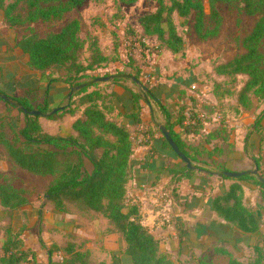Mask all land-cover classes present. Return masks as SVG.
I'll use <instances>...</instances> for the list:
<instances>
[{
	"label": "trees",
	"instance_id": "16d2710c",
	"mask_svg": "<svg viewBox=\"0 0 264 264\" xmlns=\"http://www.w3.org/2000/svg\"><path fill=\"white\" fill-rule=\"evenodd\" d=\"M82 1L0 0V11L8 26L13 28L39 20L61 19ZM118 1L123 4L137 2ZM219 3L235 6L246 16L254 17V22L250 30L238 40L241 52L214 67L216 75L231 77L233 84L238 76H242L243 81L237 87L221 84L216 80L213 95L216 101L232 99L235 109L258 108L264 101V0H208L209 25H206L204 6L200 0H168V3L165 0H156V9L142 14L138 19L140 37L153 39L155 43L152 48L156 53L165 50L176 54L182 50L184 39L176 30L174 15L179 19L193 17L195 34L200 39L212 38L218 34L221 24V16L216 8ZM79 32V21L73 18L67 20L58 31L48 32L44 36L28 31L16 43L26 53L30 68L40 72L60 68L64 70L62 81L69 89H73L72 98L68 99L67 105L57 113L48 114L47 118H55V115L63 113L73 117L78 109L81 112L70 124L72 133L64 136L52 135L44 131L38 121L39 110L36 115L28 112L33 110L32 99L28 98L31 92L21 96L1 95L0 101L7 107H14L23 113V123L19 128H15L4 115L1 116L3 120L0 123V147L12 167L33 175L51 176L45 195L54 210L65 212L72 205L81 212H93L103 216L124 241V253L130 258L131 264H175L169 253L161 249L159 240L142 223L138 205L127 200V185L132 178L131 157L137 145L138 128L147 127L141 117V108L143 103L152 99L158 105L164 117V126L177 148L191 162L208 167L205 168L208 173L215 169L219 177L231 180L228 188L211 200V207L217 216L244 235L260 231V215L255 207L245 205L242 189L243 181L253 179L252 184L258 188L259 196L264 201V185L260 181L264 177L261 175L258 160L254 158L259 176L251 178L248 171L237 178H228L223 174V171H229L226 159L230 158L229 152L232 151L230 129L222 125L207 133L202 144L186 143L180 134L196 135L203 128L199 111L193 108L190 115L192 123H184L182 107L177 118L172 119L168 108L159 104L152 90L143 85L140 66L132 57L124 63L123 69L116 74L107 75L110 83L120 85L129 95V108L124 113L116 114L114 96L106 91L110 100L105 101L102 90L97 87L98 76L90 74L104 65L107 58L101 54L93 40L89 44V60L82 62L80 53L84 41ZM85 77L89 79L81 80ZM127 80L135 88L127 86ZM108 81L105 83L109 84ZM76 86L80 88L75 90ZM76 97L77 104L73 105L72 101ZM215 105L202 104L200 110L206 109L207 114H210ZM258 115L260 118L255 120L253 131L263 139L264 127L261 122L264 120V108L258 112L257 117ZM142 135L148 139L152 136L149 127L142 131ZM162 140L165 147L171 150L165 139ZM24 144L50 148L28 151ZM227 152L229 156L226 155ZM84 160L90 164V170L84 169ZM165 168L170 175L166 188L169 195L176 197L175 185L182 178H190L193 168H187L179 158ZM28 203L24 191L10 184H0L2 208L14 210ZM176 223L181 226L179 222ZM3 228L0 237V264H23L30 260L32 264H40L36 253L24 245L23 239L13 229L8 225ZM181 232L179 231V235H182ZM216 251L229 254L220 248ZM46 253L49 263L53 255H58L60 260L56 264H104L92 261L89 251L76 249L71 242L62 247L52 243ZM254 253L255 256L246 263L231 259L229 264H262L264 257L260 250L255 248Z\"/></svg>",
	"mask_w": 264,
	"mask_h": 264
},
{
	"label": "rangeland",
	"instance_id": "374dc122",
	"mask_svg": "<svg viewBox=\"0 0 264 264\" xmlns=\"http://www.w3.org/2000/svg\"><path fill=\"white\" fill-rule=\"evenodd\" d=\"M8 1L11 0H5V2ZM200 1L204 6L206 25H209L208 0ZM165 2L168 3V0H165ZM156 7V0H137L134 4H123L118 0H83L77 7L65 13L61 19L49 21L39 20L23 26H15L13 30L15 36L18 38L28 33V31L35 32L39 36H44L48 32L58 31L67 20L77 19L80 24L79 36L84 41V47L80 53V60L82 62L89 60V44L93 40L96 41L101 54L107 58L104 65L97 67L90 74L96 75L98 78H104L107 75L116 74L118 70L123 69V65L129 57L136 59L141 69L140 76L143 85L152 90L159 104L168 108L172 119L177 118L182 107L181 113L185 117L184 123H192V117L190 115L193 112V108L199 111L198 116L203 128L196 135L180 134V136L186 143L202 144L207 133L219 128L218 123L221 122L222 118L228 121L234 120L237 114L232 108L233 101L229 98L223 101H215L216 107L212 109L210 114H207L206 109L201 111L200 108L202 104H208L209 99L207 94L214 93L216 80L221 84L226 83L230 86L236 85L237 87L243 81L244 78L238 76L233 84L231 77L216 75L214 73V67L219 63L232 59L241 52L238 40L250 30L254 22V17L246 16L235 6L225 3L216 4L217 11L221 16L219 32L215 37L200 39L193 29V17L179 19L174 15L176 30L184 39V46L176 54L165 50L156 53L155 49L152 48L155 41L153 39H142L138 27L139 17L144 13L154 11ZM22 72H24L23 76L28 75L30 86L35 87L33 93L28 94V98L32 99V109L40 111L38 121L43 130L52 135L61 136L72 133L70 124L74 117L63 113L59 116L55 115V118H47V115L51 114L50 112L52 110L55 109L53 113H57L58 108L61 107L60 109H63L67 105L68 99L72 98H68L70 89L61 82L64 77V70L53 68L47 70L45 73L35 71L26 73L24 70ZM37 76H39L40 80H38ZM47 79H50V81ZM88 79V77H85L81 80L87 81ZM107 81L108 77L105 81L98 80L99 84L97 85L102 90L105 101L110 100L109 94L106 92L109 86V84L105 83ZM125 82L127 86L135 88L131 81L127 80ZM191 85H194L195 88L191 89ZM46 88L48 91L45 94L46 90L44 89ZM124 94L127 93L124 91ZM44 100H47L46 103H44ZM147 103L151 110L150 121L153 123V125L149 126V129L152 134L158 136V142H160L162 134L158 126L164 124V117L158 105L155 104V101L151 99ZM184 103L187 105L184 106ZM72 104H77V97L72 101ZM148 106L144 103L142 108L148 110ZM259 108H249L244 111L245 115L243 118L248 119L244 128L247 124V126L252 123L255 125V118ZM80 112L81 109H78L76 116ZM242 114L239 113L236 117ZM2 115L10 120L15 128H19L23 123L22 112L14 107H7L0 101V123L3 120L1 119ZM227 124V122H224L225 126ZM247 126L246 130L248 131ZM145 129L147 127L138 128L136 144L139 143V137ZM153 142L154 147H156L155 145L158 142ZM148 145L151 146L150 151L153 152V144L150 142ZM24 147L28 151H42L50 148L48 146L29 144H24ZM163 148H166L172 160H178V157L172 150L165 146ZM227 153L226 155L229 156V153ZM232 156H235V154H232ZM258 156L261 161L264 160L263 154L258 153ZM171 162V159H168V163ZM191 164L196 166L199 163L191 162ZM226 164L231 171L248 170L249 177L252 178L253 176L254 178L255 176H259L257 167L252 164H241L237 158H227ZM90 168V164L84 160V169L90 170ZM255 168L256 173L253 172ZM50 179L51 176L33 175L13 168L5 158L0 147V184H10L14 188L24 191L29 201L27 205L14 210H6L0 206V237L4 229L3 227L8 225L21 238L23 237L27 240L28 234H32L34 238L37 237L39 244L44 246L38 237L37 228L40 227L41 229L44 222L48 227H52L54 223L57 225V228H62V231L63 229L64 231L69 230V226L74 228L76 233L75 239H77L75 245L81 248L87 242L86 239L83 242L80 241L84 233L99 230L97 228H104V231L106 230L105 220L99 217L94 218V226L97 227L94 229L89 225L84 226L82 223H72L73 225H71L69 221H64L63 218L61 222H51L54 218L52 217V212L48 210L50 207L45 195V188ZM131 179H134V176ZM250 180L248 179L246 181L248 183L245 189L246 204H253L256 207L261 218L262 230L252 235H242L230 231L224 236L228 241L227 243L217 241V235H207L206 233L200 232V228L203 225L201 224L202 222L199 224L197 216L190 215L186 210L189 199L180 198L179 196L176 198L169 195V198L165 200L162 197L163 192L161 194L160 192L158 194L156 192L150 194V188L156 189L158 187H164L167 189L162 180L155 182L148 180L141 187L146 200L148 197L147 194L151 196V199L147 200L149 202L145 204V207L149 209L151 217L148 215L144 216V211L141 212L140 198L138 195L136 197L132 193L134 187L132 184L128 188L127 200L138 205L142 223L159 240L161 249L169 253L175 264H229L231 259L246 263L255 256V248H258L264 257V201L258 196V188H253V179ZM39 209L42 212L45 211L43 218L38 212ZM177 218L181 221H177ZM176 222H179V224L182 223V226H177ZM183 227L185 228L184 230ZM107 231L110 230L107 229ZM179 231H183V235H179ZM60 234L63 233L60 232ZM217 248L227 250L229 254H221L216 251ZM103 249L104 252L102 254H94L95 259L105 260L109 264H115L111 263L113 258L115 256L119 258L122 254L121 250H116L113 253L112 250ZM58 257H55L51 264H56L60 260ZM36 259L39 262L40 259L38 257ZM127 263L120 261L119 264ZM23 264H32V262L30 260ZM40 264L48 263L45 261ZM262 264H264V258Z\"/></svg>",
	"mask_w": 264,
	"mask_h": 264
},
{
	"label": "crops",
	"instance_id": "0c3cea01",
	"mask_svg": "<svg viewBox=\"0 0 264 264\" xmlns=\"http://www.w3.org/2000/svg\"><path fill=\"white\" fill-rule=\"evenodd\" d=\"M14 33L15 32L13 28H10L8 26V24L3 19L0 11V93L2 94V96L3 95L21 96V95H25L26 92L33 93L35 87L30 86V80L27 77L28 75L23 76L24 73L22 72L23 70L26 73L30 71L45 73L32 69L28 66L27 64L28 58L26 53H24L16 46V43L20 37L19 38L16 37ZM21 72H22V76H21ZM37 77L38 80H40L39 76ZM61 82L65 84L66 87L68 88V85L66 83H64L62 80ZM108 83L109 86L107 88V92L111 93L114 96L113 101L116 107L115 113L116 114L124 113L129 108V104H130L128 93L120 85L112 84L110 83V81H108ZM7 89H9V91H7ZM124 91L127 94H124ZM207 96L209 99L208 103H216L215 102L216 99L212 94V92L208 93ZM145 104L148 106V103ZM234 106L235 103L233 102L232 108L237 113L236 116L239 113L241 114L243 113V114L240 115L239 117H236L234 115L235 116L234 120H229V121L226 120L225 118H222L221 122L218 123L219 126L224 125V122L228 123L227 127L228 129H230V142L232 144V151L230 152L231 155L230 158L232 157L237 158L239 162H241V164L242 163L252 164L255 167H257L254 162V158H256L258 160L261 175H263L264 177V160L261 161V159L258 156V153L264 155V138L261 139V135L253 131L255 127L253 123L249 126H247L248 124L246 125L248 127V131L246 130V126L244 128L246 121H248V119L243 118V116L245 115L244 111L246 109L240 107L235 109ZM260 106H261L260 108L258 107L259 108L258 112L264 108V101L260 104ZM75 116L76 115L73 116L74 119L77 117ZM150 116H151V110L149 109V106H148V110L141 108V117L144 121V125L147 127L153 125L152 121H150ZM258 118H260L259 115L258 117L256 116L255 120ZM261 124L264 127V120H262ZM245 137H246V142H245ZM150 139L156 141V143L158 142V136H156V134L155 135L152 134V136L149 139L147 138V136L143 137L142 134L140 135L139 143L136 145L133 155L131 157L132 159L131 172H132V178L134 176V179H131L127 185V194L130 184L134 186L132 193L135 194L136 197L138 195V197L140 198L139 203L141 204L140 207L141 212L144 211L143 215L144 216L148 215L149 217H151V215L149 214V209L145 207V204L146 202H149L147 200H150L151 196L147 194L148 197L146 200L141 187L148 180H153L154 182L162 180L164 181L163 183H165L164 185H166L169 181L170 175L167 172L165 166H171L174 163V160H172V157L169 156L168 152L166 151V148L165 149L163 148L165 146L162 140L164 139L163 136L160 139V142H158L157 144L155 143L156 147H154V142L152 140L150 141ZM150 142L151 144H153L154 147L153 152L150 151L151 146L148 145ZM232 154L233 155L235 154V156H232ZM168 159L169 160L171 159L172 162L168 163ZM193 167L194 168L191 177L182 178L175 185L176 193H177L176 198H178L179 196L180 198L183 197L184 199H189L186 210L188 213H190V215L197 216V221L199 222V224L202 222L201 224L203 225L200 228L201 233H206L207 235L210 234L215 236L217 235L218 236L217 241L227 243L228 241L224 236H226L228 232L233 231L236 232L237 234H242V233L228 226L223 219L217 216V214L213 211L211 207V200L216 195L224 192L231 183V180L223 179L219 177L215 169H213L212 171H210V173H208V171L205 169L208 168L206 166L201 167L200 164H197L196 166ZM243 171L246 172L248 170H243ZM247 185L248 183L246 181L242 182L243 199L245 205H247L245 199V189L247 188ZM253 188L256 187L253 186ZM259 198L261 199L260 196ZM248 206L255 207L253 204H249ZM49 207L50 209L48 208V210L52 212L51 214L52 217L54 218V220H51V222L54 221L61 222V219L63 218L64 221H69L71 225H73L72 223H76V224L82 223L84 224V226L89 225L94 229L97 228L94 226V218L99 217L105 220L106 230L104 231V228H97L99 230H95V231L92 230L91 233H84V236H82L83 238H81L82 240L80 241L83 242L86 239L87 242H85L81 248H78V246L75 245L77 239H75L76 233L74 231V228L69 226V230L64 231L63 229L62 231V228H57V225H55L54 223L52 227H48L44 222L41 229L40 227L37 228L38 237L44 246H41V244H39V242L37 241V237L34 238V235L32 234L31 235L28 234L27 240H25L22 237L24 241V245L26 247L31 248V250H33L36 253V258L38 257L40 259L39 260L40 263H44L46 261V263L51 264L53 259L55 257H58V255H53L51 257V262L49 263V258L46 251L48 246H50L52 243H55L59 247H62L67 242H71L75 245L76 249L89 251L91 260L94 262H103L104 264H109L105 260L95 259L94 254L97 253L102 254L104 252L103 248H105L107 250L108 249L112 250L113 253L116 250L117 251L121 250L122 252L120 257L117 258L115 256L113 258L114 261L112 260L111 263L119 264L120 261L121 262L124 261V262H128L127 264H131L130 258L124 253V248H125L124 241L122 240L121 236L113 230V228L108 224L107 220L103 216L93 212H81L76 208H74L72 205H69L68 210L65 212L54 210L50 204ZM38 212L43 218L44 217L43 214L45 211L42 212V210L39 209ZM62 216H66V217H62ZM178 220L181 221L179 218H177V221ZM180 224L182 226V223ZM107 229H109L110 231H107ZM184 229L185 228L183 227V230ZM261 230L262 228H260V231ZM60 232L63 234H60ZM181 233L183 235V231Z\"/></svg>",
	"mask_w": 264,
	"mask_h": 264
},
{
	"label": "water",
	"instance_id": "95a60500",
	"mask_svg": "<svg viewBox=\"0 0 264 264\" xmlns=\"http://www.w3.org/2000/svg\"><path fill=\"white\" fill-rule=\"evenodd\" d=\"M98 80H102V81H105L107 80V77H104V78H98ZM80 86H76L75 87V90L79 89ZM73 93V89H70V92L68 94V98L71 97V94ZM3 97V96H2ZM61 107H59L58 109H60ZM55 111L52 110L50 113H53ZM24 112H27L24 110ZM30 114H38L39 111L37 110H30L28 111ZM163 138L165 139V141L168 143V145L170 146L171 150L175 153V155L183 162L185 163L186 167L187 168H194L193 165L191 164V161L189 160V158H187L176 146L175 142L173 141V139L171 138L170 136V133L169 131L165 128V126L162 124V125H159L158 126ZM254 173H256V168L255 170L253 171ZM245 173V171H223V174L228 177V178H237L241 175H243ZM260 181L261 183L264 185V179L260 178Z\"/></svg>",
	"mask_w": 264,
	"mask_h": 264
},
{
	"label": "built area",
	"instance_id": "2783aa9c",
	"mask_svg": "<svg viewBox=\"0 0 264 264\" xmlns=\"http://www.w3.org/2000/svg\"><path fill=\"white\" fill-rule=\"evenodd\" d=\"M191 87V89H194L195 88V86L194 85H191L190 86ZM153 188V187H152ZM154 192H156L157 194L160 192V194H161V192H163V198H165V200H167L168 198H169V192H168V190L167 189H165L164 187L163 188H154V189H151L150 188V193H154ZM168 222V221H167ZM58 258H60V256L58 257Z\"/></svg>",
	"mask_w": 264,
	"mask_h": 264
}]
</instances>
